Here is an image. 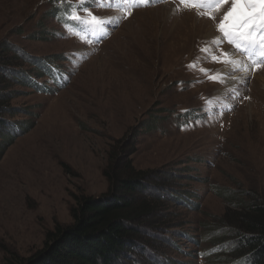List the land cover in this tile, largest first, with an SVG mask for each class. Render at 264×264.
I'll return each mask as SVG.
<instances>
[{
  "label": "rangeland",
  "instance_id": "1",
  "mask_svg": "<svg viewBox=\"0 0 264 264\" xmlns=\"http://www.w3.org/2000/svg\"><path fill=\"white\" fill-rule=\"evenodd\" d=\"M53 1L0 0L4 132L14 136L8 144L0 133V147L8 145L0 156V263L6 249L28 256L56 224H70L77 196L108 192L104 171L113 173L120 155L126 170L148 173V192L163 204L142 245L116 264H213L204 255L209 243L196 241L233 205L220 190L264 197V65L237 73L245 82L235 84L190 70L194 60L210 75L229 66L204 59L216 24L180 0L136 6L127 18L86 0L96 16L118 20L91 44L52 15ZM198 17L214 35L198 28ZM40 57L64 69L65 86L40 76Z\"/></svg>",
  "mask_w": 264,
  "mask_h": 264
},
{
  "label": "trees",
  "instance_id": "2",
  "mask_svg": "<svg viewBox=\"0 0 264 264\" xmlns=\"http://www.w3.org/2000/svg\"><path fill=\"white\" fill-rule=\"evenodd\" d=\"M73 6L61 5L54 0L52 15L55 16L56 10V17L73 27L76 22L66 16ZM38 60L35 63L42 71L39 73L41 77L49 79L51 85L65 86L64 69L60 65L54 64L49 57ZM4 78L1 74L0 85ZM29 84L41 91L53 90L48 81L39 83L31 79ZM9 99V93L0 91V133L8 136L5 139L8 144L14 140V136L4 132L8 123L3 114L9 107ZM190 114L187 112L183 116L188 120ZM27 127L28 131L32 126ZM6 145L4 143L0 147V156L4 154ZM119 160H122L120 155L113 164V173L108 169L104 171L111 182L108 192L98 197L77 196L71 207L70 224H56L46 233L43 246L28 256L6 249L0 264H116L135 247L142 245L143 229L154 225L155 214L163 203L161 197L148 192L151 181L146 179L147 172L126 170L129 168L127 164L124 167ZM220 192L233 205L228 206L220 222L207 225L208 229L200 232L197 245L204 240L209 243L204 255L213 264H264V197L232 190ZM177 199L186 201L183 197ZM190 201L194 204L192 209L199 206L197 202Z\"/></svg>",
  "mask_w": 264,
  "mask_h": 264
},
{
  "label": "snow or ice",
  "instance_id": "3",
  "mask_svg": "<svg viewBox=\"0 0 264 264\" xmlns=\"http://www.w3.org/2000/svg\"><path fill=\"white\" fill-rule=\"evenodd\" d=\"M63 5L67 2L72 7L70 13H66L69 20L75 21L78 31V38L84 40L80 33H85L88 37L86 43H93L92 37L98 42L106 35L105 26L109 23L117 24L115 18L98 17L92 13L88 7H84L86 0H57ZM98 7L119 5L124 18L132 14V9L136 6H146L151 2H161V0H92ZM185 6L197 8V14L206 16L216 24L219 33L211 42H206L200 49L204 53V59L213 63L230 66L227 72L217 71L209 74L212 70L204 67L197 69V61L191 62L187 67L190 70H198L206 79L225 83L226 80H238L244 83L245 80L238 78L233 73L239 71L248 73L249 65L239 59L243 55L251 62V68L258 70L264 65V0H180ZM224 5H228L226 10H221ZM181 10L179 7L177 11ZM83 12L84 15H80ZM68 27V25H66ZM228 43L233 51H224L222 45ZM219 53V55H217ZM236 95H239L237 92Z\"/></svg>",
  "mask_w": 264,
  "mask_h": 264
},
{
  "label": "bare ground",
  "instance_id": "4",
  "mask_svg": "<svg viewBox=\"0 0 264 264\" xmlns=\"http://www.w3.org/2000/svg\"><path fill=\"white\" fill-rule=\"evenodd\" d=\"M195 22L197 23L198 28L201 27V30L206 31L207 35H212V34L214 35V33H215V32H214V27L212 26L211 21H209L208 19H199V17H198V18H195ZM230 51H233V49H232L231 47H230ZM239 59H240L241 61H243L244 63H246V64L249 65L250 71H249L248 73H241V72L237 71V72L234 73L236 77L239 78V76H241V75H239V74H237V73H241V74L249 75L250 73H252V72L255 71L254 69L251 68V65H250L248 62H246L244 59H242L241 55L239 56ZM262 67H263V66H262ZM226 70H227V68H226ZM229 70H230V66H229L228 71H229ZM263 70H264V68H263ZM252 74H254V73H252ZM252 74H251V75H252ZM256 75H257V74H256ZM256 75H254V76H256ZM256 78H257V77H256ZM258 79L264 81V72L261 73V75L258 77ZM228 82H229V83L232 82L233 84L236 83L235 80H231V79H229ZM233 84H232V85H233ZM129 92H130V91H129Z\"/></svg>",
  "mask_w": 264,
  "mask_h": 264
}]
</instances>
